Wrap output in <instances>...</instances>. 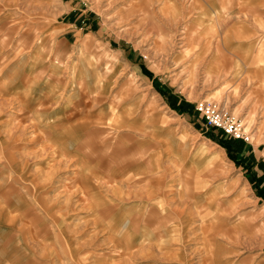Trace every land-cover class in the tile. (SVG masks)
Wrapping results in <instances>:
<instances>
[{
  "label": "rangeland",
  "instance_id": "rangeland-1",
  "mask_svg": "<svg viewBox=\"0 0 264 264\" xmlns=\"http://www.w3.org/2000/svg\"><path fill=\"white\" fill-rule=\"evenodd\" d=\"M79 2L163 94L136 67L103 78L87 52L62 74L36 68L45 30L75 5L0 0V264H237L260 254L264 0ZM217 43L232 60L226 74L211 66ZM47 84L57 101L50 91L38 100ZM179 100L199 127L171 111ZM201 103L247 136L224 139L256 186L208 139Z\"/></svg>",
  "mask_w": 264,
  "mask_h": 264
},
{
  "label": "crops",
  "instance_id": "crops-1",
  "mask_svg": "<svg viewBox=\"0 0 264 264\" xmlns=\"http://www.w3.org/2000/svg\"><path fill=\"white\" fill-rule=\"evenodd\" d=\"M76 0H60V3L68 4L69 6L75 5V8H70V10L66 13H61L58 17L65 16L60 18L61 21H56L54 24H52L48 29L45 31V35H43L41 45L39 46L40 51L36 53V51L33 53V63L32 65L36 68L41 67V69H44L43 67L46 65L48 68L47 70L51 71H57V74H62L61 71L62 68H65L68 64L69 59L72 58V61L76 63L82 62L81 58L85 53L87 52L88 55L92 57L93 63L95 66L100 63V73L101 76L105 79L110 78L113 80L119 72L123 68L129 69L130 67H136L135 71L136 74H138L140 77L147 79L150 82L151 88L157 93L161 94L163 92L161 85L157 80H155L154 76L153 78L151 76H146L147 73L145 71L146 67L143 66L141 63L136 62V57H134L133 50L128 49L127 43L124 40L115 39L111 37L110 34H112V31L101 28L98 24L99 22L96 21L95 17L96 14L94 11H92L90 8L87 9H81L82 3H76ZM79 6V7H78ZM75 15L73 12H76ZM80 13V14H79ZM87 13V14H86ZM94 16V17H93ZM79 17V19H78ZM215 21V25L211 26L208 31L211 35V37L218 36L219 32V18ZM214 19V20H215ZM212 25V24H211ZM215 35V36H214ZM200 36V35H199ZM53 39L52 41V48L50 52L46 55L45 50L43 47H45V43L50 42L49 40ZM219 43V42H218ZM218 43L216 44V53L215 60H213V64L215 66H218L221 64V69L225 70V74L227 72V69L230 67V64L232 62L231 58H229L227 55H225L223 52L220 51V47L218 46ZM225 45V42H224ZM222 46V45H221ZM103 51L107 52V55L103 53ZM41 53L39 58L36 56L37 54ZM110 53V54H109ZM74 56V57H72ZM85 56V55H84ZM111 56V60L109 59ZM47 58H49V62L47 61ZM88 58V57H87ZM109 59V61H107ZM61 62L59 64L58 62ZM108 65V66H106ZM59 68V69H57ZM35 69H33L34 71ZM147 70V69H146ZM150 72V71H149ZM36 91H38L36 89ZM40 91V90H39ZM37 92L40 93V92ZM43 91V92H42ZM49 91L52 92L55 95L54 89L50 88L47 84L46 88L41 90L42 96H38V100L44 102L45 101V95H49ZM163 94V93H162ZM55 101H57V96H54ZM54 101V102H55ZM51 103V104H54ZM189 104L186 101L179 100L176 105L173 106V110H171L175 115H183V117H186L188 120L189 125H192L193 127H199V125H195V121L192 119V115L188 113ZM202 120V119H201ZM203 122V120H202ZM204 124V122H203ZM204 128L206 130V133L210 130H214L213 133L215 135L218 134V130L215 129H207L204 124ZM245 153H249L251 149L249 147H244ZM243 151V152H244ZM242 152V151H241ZM251 152H254V154H257L256 150L253 149ZM238 154V153H236ZM233 155L237 161L235 165L238 166L241 170L244 171V174H246V182L249 186L255 185V178L250 175L249 170H246L245 167L251 166L250 163L245 161V157H238L237 155ZM259 158L264 157L260 155ZM256 186V185H255ZM240 193L242 194V191L240 190ZM252 224L246 225L245 227H248V232L251 234L252 230ZM244 225L240 223V227L235 230H243ZM234 228L231 227L230 229ZM233 230V229H232ZM234 230V231H235ZM253 231V230H252ZM254 232V231H253ZM264 249V247H263ZM243 260V259H242ZM247 261H249L250 264H264V251H261L260 254L257 256H253L252 258L246 257L244 258L243 262H237V264H246Z\"/></svg>",
  "mask_w": 264,
  "mask_h": 264
},
{
  "label": "built area",
  "instance_id": "built-area-1",
  "mask_svg": "<svg viewBox=\"0 0 264 264\" xmlns=\"http://www.w3.org/2000/svg\"><path fill=\"white\" fill-rule=\"evenodd\" d=\"M195 110L203 119L205 127L207 129H215L220 131L223 135L231 140H243L248 142L247 136L240 132V126L238 127L231 120H225L220 117V115L213 109H211L208 104L201 103L195 107Z\"/></svg>",
  "mask_w": 264,
  "mask_h": 264
},
{
  "label": "trees",
  "instance_id": "trees-1",
  "mask_svg": "<svg viewBox=\"0 0 264 264\" xmlns=\"http://www.w3.org/2000/svg\"><path fill=\"white\" fill-rule=\"evenodd\" d=\"M203 120V119H202ZM214 132V130H210L209 132H208V139H211V140H213L214 142H216L219 146H221L222 148H224L226 151H227V153H228V155H229V157H230V159H232L235 163H237V161H236V159H235V157L233 156V154L231 153V143H228L227 141H226V138L224 139V137H226L225 135H223L220 131H218V134L217 135H215V133H213ZM223 135V136H222ZM217 136H219L218 138H217Z\"/></svg>",
  "mask_w": 264,
  "mask_h": 264
}]
</instances>
